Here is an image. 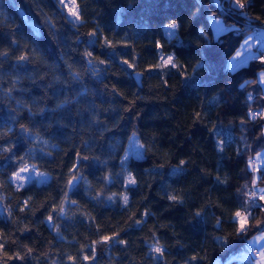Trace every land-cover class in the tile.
Masks as SVG:
<instances>
[{"label": "trees", "instance_id": "1", "mask_svg": "<svg viewBox=\"0 0 264 264\" xmlns=\"http://www.w3.org/2000/svg\"><path fill=\"white\" fill-rule=\"evenodd\" d=\"M220 1L77 0L75 24L59 0H0V264H252L264 98L245 82L264 64L227 61L264 0ZM212 13L241 30L216 39ZM162 55L180 67H155ZM134 139L141 155H127ZM28 163L49 178L17 188Z\"/></svg>", "mask_w": 264, "mask_h": 264}, {"label": "snow or ice", "instance_id": "2", "mask_svg": "<svg viewBox=\"0 0 264 264\" xmlns=\"http://www.w3.org/2000/svg\"><path fill=\"white\" fill-rule=\"evenodd\" d=\"M59 2L63 4L64 0H59ZM246 4H247V0H243V2H242V0H235V5L237 7H239L240 9H244L246 7ZM68 10L71 13V15L75 16L77 19L80 18L79 17V14H78V12L76 10V5H75L74 0H72V3L68 7ZM178 26H179V23L177 21H173L172 23H169V24L166 25V27L168 29H177ZM201 34H203V33H201ZM107 43L109 45H111V41H107ZM249 46L250 45H249V41L248 40H246L244 42V45H242V47H244V48H247ZM86 55L89 56V57H91L92 56V53L91 52H88V53H86ZM240 55H241L240 52H237L236 53V57H239ZM18 59L20 61H24V60L27 59V57L24 56V55H22V56L18 57ZM160 59H161V63H159V64H157L155 66L157 68H163V67H180V65L174 63V60H173V56L172 55H168L166 57L162 55ZM233 59H235V57H233ZM260 61H261L262 64H264V54H261ZM125 63H127V61H125ZM130 67H131V65H130ZM233 67H235V65ZM256 82H259L261 84H264V70H262V71L259 72V74H258V81H246L245 83L247 84V83H256ZM261 90L264 91V88H262ZM41 111H43V110H41ZM255 115L256 114L253 113V117H255ZM21 127H23V126H21ZM257 156L258 157L261 156V153H257ZM183 163L184 162L181 161V164H183ZM259 171L261 172V177L260 178L261 179H264V168H261ZM22 173H29V177H25L24 175H22ZM31 175L32 174L29 172V168L27 166L20 168L19 172L14 173V176H16L17 179H19V180L29 179L31 177ZM36 175H43V174L42 173H36ZM77 179H78V177L73 176L72 179L70 181H68L69 185L70 186H74V182ZM134 183H135V181L130 178V184H134ZM260 192L261 193H264V189H260ZM249 195H250V204L252 205V209L251 210H254L257 207H264V204H260L256 200L257 193H256L255 190H253ZM169 199H171V200H177L178 197H176V196H170ZM124 201H125V203L128 202V197L127 196H124ZM259 201H264V194H262V195L259 196ZM242 207L247 208L248 206L247 205H242ZM198 215H199V213H198ZM234 216L236 218V222H238V224H239L238 231L240 233L245 232L247 230V228L250 226V224H249L250 210L249 211H245V212L236 211L235 214H234ZM48 219L51 220L52 217L49 216ZM257 223H264V222L257 221ZM103 239L104 240H110L111 237L105 236V237H103ZM155 251L156 252H160L161 249L159 247H157L155 249ZM258 255L260 256L261 261L264 262V242L261 243V248L258 251Z\"/></svg>", "mask_w": 264, "mask_h": 264}, {"label": "rangeland", "instance_id": "3", "mask_svg": "<svg viewBox=\"0 0 264 264\" xmlns=\"http://www.w3.org/2000/svg\"><path fill=\"white\" fill-rule=\"evenodd\" d=\"M74 2H75V5H76V10H77V12H78V14H79V9H78V5H77V0H74ZM216 2H217V4L219 5V7L222 9L223 7V4H222V2L220 1V0H216ZM72 3V0H64V2H63V4H62V6L65 8V10H66V12H67V16H68V18L73 22V23H75V24H78V23H80L81 22V19L79 18V19H77L75 16H73V15H71V13L69 12V10H68V7L70 6V4ZM80 17V16H79ZM209 22H210V26H211V29H212V31H213V29H216V30H218L220 27H222V26H224V27H235L234 28V30H237L238 28L241 30V26L240 25H238V24H236L235 22H233V21H228L227 19H226V17L224 16V15H221V14H216V13H212V14H210V16H209ZM164 29H165V31H166V33L170 36V37H172V36H175L176 35V33H177V29H168L167 27H166V25L164 26ZM262 29V28H261ZM226 31H228V29L226 30ZM226 31H224V32H222V33H220L219 35H217L216 36V33H215V35H214V37L216 38V39H218V38H220ZM215 32V31H214ZM254 32H258V31H255V30H253V29H250V30H248V31H245V36H244V38H243V40H242V42H241V44H240V46L237 48V50L235 51V53L239 50V48L242 46V44L244 45V42H245V39H246V37H247V35L249 34V33H252V34H254L255 36H257L258 37V33H254ZM214 34V33H213ZM258 48H260V49H264V40H261V43H260V46H258ZM247 49L248 48H245L244 50L245 51H247ZM234 53V54H235ZM233 54V55H234ZM261 54H264V52H261L260 54L258 53V55H256V56H254V58L253 59H260V56H261ZM233 55L231 56V57H229L228 58V61H227V64H228V67H230L231 68V66H232V57H233ZM163 56H168V55H163ZM252 96V100H255V94L254 95H251ZM261 98H264V96H261ZM262 111H263V108H262ZM127 155H141V145L139 144V142H137V140H133L132 142H131V144H130V146H129V149H128V151H127ZM25 166H27L28 168H29V172L32 174L31 175V177L29 178V179H25V180H19V179H17V177L16 176H14L13 175V178H12V181H13V183L15 184V186L17 187V188H20V187H23V186H25L27 183H29V182H31V181H37V182H45V181H47L48 180V178H49V175L46 173V172H44V171H42V170H40L36 165H34V164H31V163H28V164H26V165H24L23 167H25ZM253 167L256 169V165H255V163H254V165H253ZM19 172V171H18ZM36 173H42L43 175H36ZM22 175H24L25 177H29V173H22ZM253 184L255 185V182H253ZM255 187H256V185H255ZM255 245V244H254ZM256 246V245H255ZM257 247V246H256Z\"/></svg>", "mask_w": 264, "mask_h": 264}, {"label": "crops", "instance_id": "4", "mask_svg": "<svg viewBox=\"0 0 264 264\" xmlns=\"http://www.w3.org/2000/svg\"><path fill=\"white\" fill-rule=\"evenodd\" d=\"M234 28L233 27L231 28L229 26L228 27L222 26L218 30L213 29V33H214V35L216 33V36H217L220 33L226 31L227 29L229 31V30H234ZM237 30H239V28ZM254 33H258V37L252 33H249L245 39V41L246 40L249 41V45H250L249 47H247L248 48L247 51H245L244 50L245 48L241 46L239 48V50L237 51V52H240L241 55L239 57H236L237 52L233 55V57H235V59H232V66H231V68L229 67L231 70H237L240 67L247 65L254 58V56L258 55V53L260 54L261 52H264V49L262 50V49L258 48V46H260L261 40H264V28L260 29L258 32H254ZM234 65H235V67H233ZM262 70H264V69H262ZM261 86H262V88H264V84H261ZM262 92L264 95V91H262ZM263 134H264V128H263ZM257 153H261V156L258 157ZM257 153H255V155L253 156V159H254V163L256 165V171L258 172L261 168H264V145H263L262 149H260V151H258ZM247 242H248V246L250 244H255L257 246V253H253L249 249V251L242 254L241 257L246 258V260H249L252 264H264V262L261 261L260 256L258 255V251L261 248V243L264 242V232L256 233L251 238H249Z\"/></svg>", "mask_w": 264, "mask_h": 264}, {"label": "built area", "instance_id": "5", "mask_svg": "<svg viewBox=\"0 0 264 264\" xmlns=\"http://www.w3.org/2000/svg\"><path fill=\"white\" fill-rule=\"evenodd\" d=\"M222 7H223V6H222ZM225 12H227L228 14H230V13L233 12V9H232L231 7H228V8H226ZM245 24H246L247 27H249V28H251V29H253V30H255V31H259L261 28H264V24H263V25H258V24H256V23L251 22L249 19H246ZM263 96H264V95H263ZM250 97H251V98H250ZM250 97H249V99H250V101H252V96H250ZM252 112L255 113V114L257 115V111H256V110H254V111H252ZM256 115H255V116H256ZM253 190H255L256 193H257L256 200L258 201V203L260 202V201H259V196L263 194V193H261V192L255 187V185L252 183V184L248 187V189H247V197H246V201H247V203H248L250 206H252V205L250 204V195H249V194H250ZM249 248H250V250H251L253 253H257V247H256L254 244H250V245H249Z\"/></svg>", "mask_w": 264, "mask_h": 264}, {"label": "water", "instance_id": "6", "mask_svg": "<svg viewBox=\"0 0 264 264\" xmlns=\"http://www.w3.org/2000/svg\"><path fill=\"white\" fill-rule=\"evenodd\" d=\"M242 15H243V16H246V13L244 12V13H242ZM133 76L135 77V79H136V81L138 82V84L141 85V79H142V74H141V72H139V71H135V72L133 73Z\"/></svg>", "mask_w": 264, "mask_h": 264}, {"label": "clouds", "instance_id": "7", "mask_svg": "<svg viewBox=\"0 0 264 264\" xmlns=\"http://www.w3.org/2000/svg\"><path fill=\"white\" fill-rule=\"evenodd\" d=\"M242 2H243V0H242Z\"/></svg>", "mask_w": 264, "mask_h": 264}]
</instances>
